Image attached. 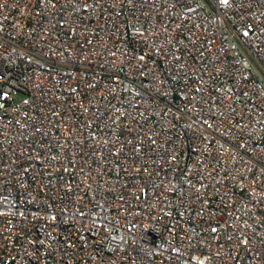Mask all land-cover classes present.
<instances>
[{"label": "built area", "instance_id": "1", "mask_svg": "<svg viewBox=\"0 0 264 264\" xmlns=\"http://www.w3.org/2000/svg\"><path fill=\"white\" fill-rule=\"evenodd\" d=\"M0 264H264V0H0Z\"/></svg>", "mask_w": 264, "mask_h": 264}]
</instances>
